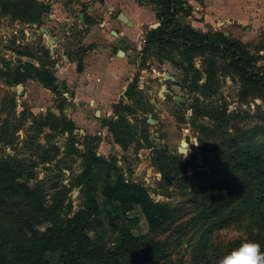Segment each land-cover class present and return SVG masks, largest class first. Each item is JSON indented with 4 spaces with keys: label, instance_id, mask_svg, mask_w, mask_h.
<instances>
[{
    "label": "rangeland",
    "instance_id": "374dc122",
    "mask_svg": "<svg viewBox=\"0 0 264 264\" xmlns=\"http://www.w3.org/2000/svg\"><path fill=\"white\" fill-rule=\"evenodd\" d=\"M37 1L50 6V14L42 20L40 27L46 29L54 41L61 39L56 32L59 20L63 17L68 20L66 24H70L72 30L78 26L79 14L84 17L89 16L93 22L104 15V12H110V17H113L117 9L108 10L106 4L108 1L112 2L116 8L130 10L135 7L133 0ZM90 5L92 7L88 11ZM143 15L149 17L150 9L143 7ZM153 25L155 23H152ZM40 27L0 16V59L6 60L11 57V52L5 48L20 46L43 60L36 48ZM219 27L220 30L228 32V26L216 25V28ZM147 29L144 28V30ZM135 34L137 40L136 31L132 32V37ZM69 38H71L70 32ZM233 40L255 43H244L250 51L257 47H264V40H250L243 35ZM40 43L41 45L37 47L47 49L45 36ZM64 44L65 51L69 52L72 47L71 40H64ZM57 50L58 55L61 54V50ZM156 52L153 48L147 56L142 57L140 52H136L130 57V62L136 61L134 64L137 65L134 75H137V79L142 77L143 81L141 89H138L139 95L132 104L134 114L130 116L129 122L135 130L136 138L141 129L145 128L152 145L165 147L170 153L181 155L188 162L184 175L186 187L178 189L174 184L167 185L161 182L150 165L149 150L137 139L125 152L113 147L110 142L98 145L97 152L103 151V155L99 154L104 158L116 157L117 166L121 169L124 179L143 184L154 201L166 202L174 209L173 219L168 224L159 231L146 235L150 240L151 252L154 254L153 260L147 262L143 259L127 257L122 260V264H218L220 258L246 241L259 243L261 251H264V216L248 209L242 195L238 200L234 199L233 188L230 192L221 193L210 188H203L205 177L210 170L222 165L223 152L229 145L230 138H242L246 144L255 147L262 143L264 96L247 95L243 98L242 94L249 93L250 89L242 88L237 76H234L232 80L221 79L219 97L226 104L230 123L224 131L214 129L212 132L200 135L194 124L206 126L207 124L204 120L194 119L189 110L190 97L184 90L178 87L173 88L172 82L164 80L162 84L167 93L163 94V99L156 96L160 87L157 82L159 75L170 72L175 81L180 79L179 72L163 61L161 56L156 55ZM58 57L52 58L54 64L58 62ZM72 58H76V55ZM140 58H145L146 61L142 67H140ZM172 58H176L174 53ZM194 64L198 67L197 60ZM13 65L12 62L11 66ZM52 72L54 74V71ZM150 83H154L153 89H149ZM19 86L22 90H17L16 86L10 89L0 81V131L5 128L6 134L12 140L10 145L0 142V159L9 157L21 162L26 168L36 167L33 169L35 177L30 180L0 174V247L8 257H11L12 248L29 243L31 230L40 231L46 226L42 223L43 215L37 213L33 202L26 196L25 189H32L37 183L39 192L46 196L44 203L46 207L49 204L47 199L52 194L49 187L54 182H61L67 187L73 176L81 170V164L76 158L63 157L61 153L54 154L53 146L62 150L64 142L59 139L61 136L45 128L31 125L32 117L43 118L47 112L62 103V98L68 97V91L66 89L62 91L59 83V94H52L34 80H27ZM65 104L67 107V103ZM22 110L25 112V119L19 121L18 114ZM148 117L152 119L153 124H147ZM17 125L18 129L14 130ZM156 127H160V130L156 131ZM256 130H260L259 135L255 134ZM74 134L79 141L83 138L77 132ZM62 137L65 138V136ZM2 138L0 134V141ZM198 138L201 144H198ZM182 142L187 147L183 146L184 152L179 153L178 149ZM42 157L51 159L48 165H45L46 167L39 164ZM112 181H114L113 174H110L105 181H102L101 177H94L92 180L94 197L101 208L105 206L97 194L98 190L104 183ZM69 202L71 214L85 206L84 197L78 189L71 190ZM127 217L139 219L137 225L129 227L134 235L146 234L145 222L136 207L128 213ZM121 226L128 227L125 219H121ZM96 233L101 236L104 245H117L115 235L105 225ZM58 258L56 254L48 255V264H60Z\"/></svg>",
    "mask_w": 264,
    "mask_h": 264
},
{
    "label": "trees",
    "instance_id": "16d2710c",
    "mask_svg": "<svg viewBox=\"0 0 264 264\" xmlns=\"http://www.w3.org/2000/svg\"><path fill=\"white\" fill-rule=\"evenodd\" d=\"M136 1L147 2L160 9L155 15L159 25L144 30V45L139 52L142 57L147 56L154 48L156 55L179 72L180 79L172 84L190 97L189 110L194 119L206 122L207 126L194 124L200 135L214 129L224 131L230 123L226 104L219 97L221 79L232 80L237 76L242 88L250 89L249 93L242 94L243 98L247 95L264 96V67L257 65L261 60V56L257 55L260 47L250 51L247 45L225 37L222 32L201 33L181 24L180 18L188 17L191 13V7L184 0ZM49 14L50 6L36 0H0V16L26 25L40 27L42 20ZM5 50L15 58L0 59V81L4 86L15 87L27 80H34L52 94H59L60 88L52 72L54 62L46 48L38 47L43 60L20 46ZM173 53L175 59L172 58ZM21 57L36 61L37 66L21 61ZM195 60L198 67L194 64ZM145 62V58H140V67ZM75 63L76 72H80V58ZM137 80V75H134L123 92L126 102L118 101L114 104L111 107L112 116L107 120L102 119L100 125L106 128L112 143L123 152L134 145L136 139L141 141L149 150V162L159 180L184 189L188 162L181 155L170 153L165 147L152 145L145 128L141 129L136 138L135 130L129 122L130 116L134 114L132 104L139 95ZM61 100L62 103L55 108L58 116L50 112L37 119L27 115L32 117L31 125L65 136L61 151L53 146L54 154L61 153L63 157L78 159L82 170L73 176L67 187L61 182H54L49 187L52 194L47 199L49 204L46 207V196L39 192L37 183L34 188L25 189L37 213L43 215L42 223L46 226L40 231L31 230L29 243L12 248L11 257L0 247V264H48L47 256L51 254L58 255L60 264H122V260L127 257L152 261L154 254L146 235L168 224L173 219L174 209L166 202L154 201L143 184L124 179L116 157L97 155L99 137L84 136L81 141L77 140L74 123L61 114L66 105L65 99ZM24 119L25 112L22 110L18 120ZM0 132L3 136L0 142L10 145L12 140L5 128ZM259 133L260 130L255 131V134ZM262 133V143L256 147L246 144L242 138H230L223 152L222 165L210 170L203 188L218 193L230 192L233 188L234 199L238 200L242 195L248 209L264 216V127ZM197 141L201 144L200 138ZM50 160L42 157L39 164L46 167ZM35 167L26 168L21 162L9 157L0 159V174L11 178L33 179ZM110 174L114 175V181L104 183L98 190L105 206L101 208L94 198L92 180L101 177L105 181ZM72 189H78L85 200V206L73 214L69 202ZM134 207L146 225V234L143 236L134 235L129 228L139 221L138 218L127 217ZM121 219H125L127 228L121 226ZM103 225L115 235L117 245H104L101 236L96 233Z\"/></svg>",
    "mask_w": 264,
    "mask_h": 264
},
{
    "label": "crops",
    "instance_id": "0c3cea01",
    "mask_svg": "<svg viewBox=\"0 0 264 264\" xmlns=\"http://www.w3.org/2000/svg\"><path fill=\"white\" fill-rule=\"evenodd\" d=\"M112 1L115 2L116 0ZM133 1L135 7L130 10L116 8L112 2L108 1L109 5L105 1L108 10L117 9L113 17H110V12H104V15L99 16L98 20L93 22L89 16L84 17L79 14L77 16L78 26L72 30L69 29L70 24H66L68 20L63 17L59 20L58 31L56 32V35L61 36V39L54 41V38L50 37L53 40L51 52L48 51L47 46L51 60L59 56L58 62L52 68L57 84L60 83L61 88H63L62 91L66 89L69 93L65 99L67 107L61 114L74 123V133L77 132L82 137L97 136L100 138L99 144L110 142L116 148L119 147L111 142L109 133L105 127L100 125V121L102 119L107 120L112 116L111 107L118 101L126 102L123 92L131 81L137 66L134 64L136 61L130 62V57L133 53L139 52L144 45V28H150L152 23L159 25L158 20L155 18V15L160 12L158 6L147 2L138 3L136 0ZM184 1L191 7V13L188 17L180 18V22L183 25L190 26L195 31L201 33L222 32L223 35L226 34L225 37L232 39H238L239 36L243 35L244 38L250 40H264V0ZM88 7V11H90L92 5ZM143 7L150 9L151 15L149 17L143 15ZM118 14H122L128 20L130 26L120 22L117 19ZM80 21L83 22V25L80 24ZM61 22H64V32L59 31ZM218 24L222 27L228 26V32L220 30V27L216 28ZM82 26L87 29L77 41L73 32ZM68 29L71 38L65 33ZM133 31L138 33L137 40L136 34L132 37ZM48 35L50 36L49 33ZM66 39L71 40L72 44L69 52L65 51L64 40ZM244 43L253 42L247 41ZM57 49L61 50V54L58 55ZM73 55H76V58H72ZM257 55L261 56V60L257 65L264 67V47H260ZM14 58L11 53L9 60ZM77 58H80L81 62L80 72H76L75 69ZM20 60L37 66V62L28 57H21ZM164 74L172 77L170 72ZM168 81L175 82V80ZM153 84H149V89H153ZM173 88H176V86L173 85ZM137 89H140L138 81ZM46 91L48 92V90ZM49 112L56 116L59 115L55 108ZM99 148L101 149V147ZM99 153L104 154L100 150ZM99 153L97 152V154ZM80 168L82 170V164ZM97 194L99 195V193Z\"/></svg>",
    "mask_w": 264,
    "mask_h": 264
},
{
    "label": "clouds",
    "instance_id": "9594fccd",
    "mask_svg": "<svg viewBox=\"0 0 264 264\" xmlns=\"http://www.w3.org/2000/svg\"><path fill=\"white\" fill-rule=\"evenodd\" d=\"M218 264H264V251L255 241H246L219 259Z\"/></svg>",
    "mask_w": 264,
    "mask_h": 264
},
{
    "label": "water",
    "instance_id": "95a60500",
    "mask_svg": "<svg viewBox=\"0 0 264 264\" xmlns=\"http://www.w3.org/2000/svg\"><path fill=\"white\" fill-rule=\"evenodd\" d=\"M117 19L120 22L126 24L127 26H130V23L128 22V20H126V18L122 14H118L117 15ZM80 24L83 25V22L80 21ZM63 26H64V22H61L60 23V29H59L60 32H64L63 31ZM157 26H158V24L153 25V26H150V28L153 29V28H156ZM86 29L87 28L85 26H82L79 29L74 30L73 34L76 36L77 41L82 36V33ZM38 31H39V39H41L42 35H44L46 37L48 51L51 52L52 51L53 40L50 38V36L48 35L47 31L43 27H40L38 29ZM224 36H226V34H224ZM164 80L173 81L174 79L172 77H170L169 75H167V74H163V75L160 76V78H158V83L160 84V88H159V90L157 92V97L162 98V99H163V93H167V91L165 89V86L162 84V82ZM15 88L17 90H21V87L19 85H17ZM10 89H12V88H10ZM146 121H147V124H153V121H152V119L150 117H148ZM155 129H156V131H159L160 130V127H156ZM59 139H61L62 142L65 141V138H63V137H61ZM183 146H185V143L182 142L181 145H180V147H179V149H178V152L179 153L184 152ZM97 155H99V154H97Z\"/></svg>",
    "mask_w": 264,
    "mask_h": 264
},
{
    "label": "flooded vegetation",
    "instance_id": "af4514ba",
    "mask_svg": "<svg viewBox=\"0 0 264 264\" xmlns=\"http://www.w3.org/2000/svg\"><path fill=\"white\" fill-rule=\"evenodd\" d=\"M69 29H70V28H69ZM69 29H68V31H66V32H65V33H66V35H69ZM71 35H72V33H71ZM73 38H74V36H73ZM37 39H38V38H37ZM40 42H41V39H38V40H37V43H36V48H37V45H38V46H40V45H41V43H40Z\"/></svg>",
    "mask_w": 264,
    "mask_h": 264
},
{
    "label": "built area",
    "instance_id": "2783aa9c",
    "mask_svg": "<svg viewBox=\"0 0 264 264\" xmlns=\"http://www.w3.org/2000/svg\"><path fill=\"white\" fill-rule=\"evenodd\" d=\"M142 81H143V78L141 77H139L138 78V84H139V88L141 89V84H142Z\"/></svg>",
    "mask_w": 264,
    "mask_h": 264
},
{
    "label": "bare ground",
    "instance_id": "6f19581e",
    "mask_svg": "<svg viewBox=\"0 0 264 264\" xmlns=\"http://www.w3.org/2000/svg\"><path fill=\"white\" fill-rule=\"evenodd\" d=\"M187 147V145H185Z\"/></svg>",
    "mask_w": 264,
    "mask_h": 264
}]
</instances>
